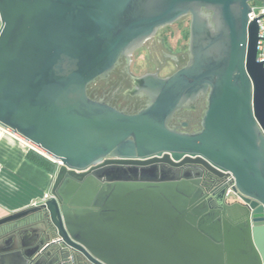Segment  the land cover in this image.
Wrapping results in <instances>:
<instances>
[{
  "label": "water",
  "instance_id": "1",
  "mask_svg": "<svg viewBox=\"0 0 264 264\" xmlns=\"http://www.w3.org/2000/svg\"><path fill=\"white\" fill-rule=\"evenodd\" d=\"M251 1L264 2L0 0V126L62 162L49 197L0 227L46 217L52 244L94 264H264V67ZM186 15L188 62L136 78L145 108L88 95L121 56ZM200 96L201 128H171ZM201 169L232 174L241 202L203 188ZM7 243L0 264H27L17 237Z\"/></svg>",
  "mask_w": 264,
  "mask_h": 264
},
{
  "label": "flooded vegetation",
  "instance_id": "2",
  "mask_svg": "<svg viewBox=\"0 0 264 264\" xmlns=\"http://www.w3.org/2000/svg\"><path fill=\"white\" fill-rule=\"evenodd\" d=\"M189 19L186 15L170 26L160 28L156 34L143 42L142 46L121 56L107 77H99L88 85V95L96 100H102L121 111L136 113L145 108L150 98L145 95L132 94L135 88L136 78L146 74H157L159 77H167L188 62V45H171L167 30L179 24L182 20ZM190 25V22H189ZM188 27V26H187ZM185 35L189 43V27ZM140 69V72L136 70ZM167 71V73H163ZM206 109V96L190 102L187 106L178 109L169 120V126L179 131L195 132L201 128V120ZM202 170V169H201ZM203 171V172H202ZM201 172L203 188L213 189L228 186L227 174L222 178L211 175L207 170ZM235 201L241 199L235 196ZM38 205V204H37ZM49 221L45 217L42 221L28 217L18 222L2 225L0 227V241L8 238L7 246L15 245L18 239L19 250L27 260V264H94L76 249L67 245L56 243L58 239L54 231L49 229ZM35 258L31 262L30 256Z\"/></svg>",
  "mask_w": 264,
  "mask_h": 264
},
{
  "label": "crops",
  "instance_id": "3",
  "mask_svg": "<svg viewBox=\"0 0 264 264\" xmlns=\"http://www.w3.org/2000/svg\"><path fill=\"white\" fill-rule=\"evenodd\" d=\"M31 145L0 126V219L40 204L54 174L27 159Z\"/></svg>",
  "mask_w": 264,
  "mask_h": 264
},
{
  "label": "built area",
  "instance_id": "4",
  "mask_svg": "<svg viewBox=\"0 0 264 264\" xmlns=\"http://www.w3.org/2000/svg\"><path fill=\"white\" fill-rule=\"evenodd\" d=\"M251 7H252V10H250L251 12L249 13V22L257 19V23L259 26V32H258L259 40H258V46H257L256 61L262 62L263 67H264V4H262V5H251ZM31 147H32V149L43 154L39 148H37L33 145H31ZM48 158L57 164V169L62 164V162L59 160H54L50 157H48ZM227 176H228L227 177L228 186L226 189V198L231 201V200H234V198L236 196V192H235L234 187H233V186H235V181H234V177L232 174L227 173ZM45 195H46V197L44 198V200L49 197V193H47Z\"/></svg>",
  "mask_w": 264,
  "mask_h": 264
},
{
  "label": "rangeland",
  "instance_id": "5",
  "mask_svg": "<svg viewBox=\"0 0 264 264\" xmlns=\"http://www.w3.org/2000/svg\"><path fill=\"white\" fill-rule=\"evenodd\" d=\"M264 4V2H261V1H251V5H262ZM189 22L190 20L189 19H184L182 20L179 24H175L173 26H171L168 30H167V33L168 35L173 32L176 33L175 36H172L171 37L169 36V39H170V42H171V45H173L174 47L177 45V46H184L186 47L188 45V38L187 36L185 35V32L187 30V26H189ZM137 72H140L141 70L140 69H137L136 70ZM163 73H167V71L163 72Z\"/></svg>",
  "mask_w": 264,
  "mask_h": 264
},
{
  "label": "trees",
  "instance_id": "6",
  "mask_svg": "<svg viewBox=\"0 0 264 264\" xmlns=\"http://www.w3.org/2000/svg\"><path fill=\"white\" fill-rule=\"evenodd\" d=\"M26 157L28 161L35 164L42 170L50 174H55L57 170V164L53 162L51 159H49L47 156L39 153L38 151L34 149H30Z\"/></svg>",
  "mask_w": 264,
  "mask_h": 264
}]
</instances>
